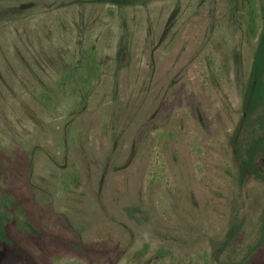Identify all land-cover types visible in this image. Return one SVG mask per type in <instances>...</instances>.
I'll return each instance as SVG.
<instances>
[{
    "label": "rangeland",
    "instance_id": "374dc122",
    "mask_svg": "<svg viewBox=\"0 0 264 264\" xmlns=\"http://www.w3.org/2000/svg\"><path fill=\"white\" fill-rule=\"evenodd\" d=\"M256 9L253 35L248 0H0V264H264ZM85 51L97 78L60 80Z\"/></svg>",
    "mask_w": 264,
    "mask_h": 264
},
{
    "label": "trees",
    "instance_id": "16d2710c",
    "mask_svg": "<svg viewBox=\"0 0 264 264\" xmlns=\"http://www.w3.org/2000/svg\"><path fill=\"white\" fill-rule=\"evenodd\" d=\"M102 1L112 5L124 6L139 0ZM248 4L250 11L249 28L251 34L256 35L259 16L256 9V0H248ZM98 74L99 67L96 63L95 55H91L89 51H85L82 65L61 75L60 80H71L76 84V87L80 85L87 87L89 83L97 78ZM40 99L48 108L52 109L54 107V97L52 93H42L40 94ZM247 99L251 111L255 110L258 105L264 102V28L260 37L256 58L253 63L252 75L247 91ZM262 122H264V119H262ZM242 140L243 139L237 134L235 137L237 143L235 154L238 156L241 170L243 173H246L247 171H255L259 168V159L264 157V133L263 136H260L255 143L249 145L246 149L243 148ZM19 246L20 245L16 239L8 232V229L5 227V221L0 215V248L7 252L15 253L20 257L22 250ZM25 255H27L26 252Z\"/></svg>",
    "mask_w": 264,
    "mask_h": 264
}]
</instances>
